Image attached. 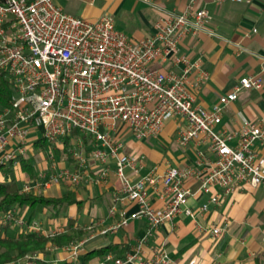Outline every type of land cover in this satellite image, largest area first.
<instances>
[{"label":"built area","instance_id":"1","mask_svg":"<svg viewBox=\"0 0 264 264\" xmlns=\"http://www.w3.org/2000/svg\"><path fill=\"white\" fill-rule=\"evenodd\" d=\"M209 20L208 10L198 8L196 0H187L183 12L157 21L152 35L135 40L116 30L113 16L107 13L90 21L66 13L53 0H0V72L12 83L10 106L0 112V166H17L26 157L33 131L50 144V150L77 132L96 145L85 157L83 140L77 138L73 155L80 168L88 159L94 160L99 165L100 180L109 172V161L114 160L118 193L137 205L136 211L122 216L110 231L126 226L129 220L147 222V232L134 252L123 259L108 254L99 264H174L163 248H155L145 257L141 247L159 227H172L177 216L195 219L207 209V205L195 209L188 206L195 192L184 186L187 180L195 182L196 191L204 193L221 189L228 194L246 185L264 187V155L259 156L252 148L255 143L264 144V121L243 120L236 132L215 129L239 92L260 89L262 79L258 75L242 77L232 91L207 109L196 103L191 91L207 81V73L200 70L190 83L189 75L197 64L178 55L185 36L198 32L215 35L206 28ZM166 62L183 67L179 73L153 67ZM176 117L184 120L177 131V144L207 145L212 158L198 152L193 168L169 166L161 177L151 172L133 179L126 174L129 169L131 175H137L143 158L125 152L124 142L112 134L118 124L127 127L135 139L143 140L155 137L166 121ZM50 164L27 180L22 191L62 182L77 185L83 180L81 170L57 169L53 161ZM204 166L205 172L200 171ZM159 182L163 205L154 208L147 187H156ZM209 202L218 203L219 195H211ZM114 211L113 206L109 212ZM0 224L45 237L61 232L60 228L45 232L38 222H26L17 208L1 216ZM226 228L199 225L198 231L218 239ZM85 242L84 238L49 250L60 249L77 264ZM42 262L47 263L41 252L17 264Z\"/></svg>","mask_w":264,"mask_h":264},{"label":"crops","instance_id":"2","mask_svg":"<svg viewBox=\"0 0 264 264\" xmlns=\"http://www.w3.org/2000/svg\"><path fill=\"white\" fill-rule=\"evenodd\" d=\"M53 2L66 13L90 21L96 20L102 14H110L114 18L115 29L135 40L152 35L157 21L183 12L187 5V0ZM196 5L208 10L210 20L206 28L215 32L214 36L205 32L187 35L179 44L178 55L185 57L190 63H196L198 67L191 71L189 82H193L200 70L208 75L207 81L199 89L191 90L195 94L196 103L208 109L221 95L232 91L242 77L258 75L262 79V87L258 90H241L237 100L226 107L221 122L215 129L236 132L243 120L264 121V0H196ZM153 67L162 72L179 73L183 65L166 62L157 63ZM183 125L184 120L176 117L166 121L155 137L137 140L127 127L118 124L117 131L112 134L124 142L125 152L143 158V166L137 175H131L129 169H126V174L133 179L151 172L156 177H161L169 166L181 170L193 168L198 152L212 158L213 154L207 145L196 147L189 144L183 147L177 144V131ZM78 137L83 140V154L86 157L96 147L87 136L72 133L68 137L70 141L66 152L52 155L37 146L41 139L39 133L33 131L29 136L30 145L26 157L23 158L32 160L36 175L42 169L48 168L52 161L57 169L83 171V180L77 185L62 182L32 191L53 198L70 193L75 203L65 205L60 210H18L26 222H38L45 232L60 228L61 235L70 232L71 225L76 231H82V235L73 240L86 239L77 264H99L108 254L113 258L123 259L134 252L145 236L147 222L144 219L129 220L126 226L110 231L122 216L128 217L136 211L137 205L118 193L120 183L115 175L114 160L109 161V172L100 180L97 175L99 165L94 160L88 159L87 164L80 168L79 161L73 155ZM64 141L54 145L52 150L56 147L62 148ZM252 148L259 156L264 155V144L255 143ZM1 166L0 182H9L15 178L23 187L27 180L33 179L28 172L19 171V164ZM205 168L201 167L200 171L205 172ZM184 186L195 192L189 199L188 206L195 209L207 205V209L195 219L179 215L173 220L172 227L161 226L156 229L141 247L145 257H149L153 249L161 247L174 264H264V187L253 188L246 185L223 194L221 189H213L210 193L196 191L197 184L192 180L185 181ZM160 191V182L156 187H147L149 203L154 208L163 205ZM213 194L219 195V202L216 204L209 202ZM116 198L118 199L115 200ZM113 206L115 211L110 213ZM62 209L63 214H60ZM40 217H45L46 220ZM199 225H227V228L220 238L213 239L210 235L199 232ZM12 226L14 228L8 229L11 235L26 232ZM64 245L66 243L49 244L46 247L42 253L48 264H65L69 261L64 251L49 250L51 246ZM107 246L114 247V251L83 263L87 253Z\"/></svg>","mask_w":264,"mask_h":264},{"label":"trees","instance_id":"3","mask_svg":"<svg viewBox=\"0 0 264 264\" xmlns=\"http://www.w3.org/2000/svg\"><path fill=\"white\" fill-rule=\"evenodd\" d=\"M11 95L12 83L4 72H0V112L10 106L9 102ZM84 140H86V138H84ZM69 141V138H66L63 147H56L54 150H50V144L43 140L38 142L37 146L52 155H60L62 152H66ZM2 167L3 166H0V170ZM19 171H26L32 178L36 177L31 159H21L19 161ZM74 203L75 200L71 198L70 193L53 198L36 194L32 191L23 192L22 184L15 178H12L9 182H0V217L13 208L19 210L57 208L60 210L63 206ZM8 229L9 226L0 224V264H17L18 261L23 260L26 256L44 252L49 244H68L82 235V231H76L73 225L70 227V232L59 234L54 237L40 236L30 232H21L11 235L8 233ZM113 251L114 247L112 246L92 251L84 256L83 263L89 261L93 257H103ZM71 263L72 261H68L65 264ZM40 264L48 263L42 262Z\"/></svg>","mask_w":264,"mask_h":264},{"label":"rangeland","instance_id":"4","mask_svg":"<svg viewBox=\"0 0 264 264\" xmlns=\"http://www.w3.org/2000/svg\"><path fill=\"white\" fill-rule=\"evenodd\" d=\"M51 213H52V212H51ZM60 214H63V209L60 211ZM48 215L50 216V214H47V216H48ZM40 219H42V220H44V221L46 220L45 217H40ZM40 219H39V220H40ZM39 220H37V221H39ZM9 227H10V229H11V228H14L13 226H12V227L9 226Z\"/></svg>","mask_w":264,"mask_h":264}]
</instances>
